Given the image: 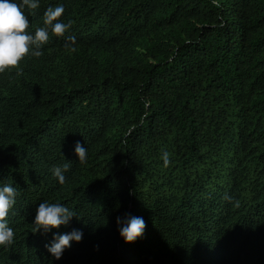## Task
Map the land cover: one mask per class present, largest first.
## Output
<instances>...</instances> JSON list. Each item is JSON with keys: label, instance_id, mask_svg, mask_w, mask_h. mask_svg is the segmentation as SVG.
Instances as JSON below:
<instances>
[{"label": "trees", "instance_id": "obj_1", "mask_svg": "<svg viewBox=\"0 0 264 264\" xmlns=\"http://www.w3.org/2000/svg\"><path fill=\"white\" fill-rule=\"evenodd\" d=\"M217 3L25 8L32 34L49 7L71 28L0 73V187L17 192L0 264H264V0ZM41 202L76 217L33 233ZM129 215L146 227L125 243ZM73 229L55 259L46 245Z\"/></svg>", "mask_w": 264, "mask_h": 264}, {"label": "clouds", "instance_id": "obj_2", "mask_svg": "<svg viewBox=\"0 0 264 264\" xmlns=\"http://www.w3.org/2000/svg\"><path fill=\"white\" fill-rule=\"evenodd\" d=\"M216 7H220L217 0H212ZM39 7V0H0V73L19 69L20 62L29 54L33 57H40L43 52L40 49L48 43L50 33L52 36L61 38L71 28V22H60L64 13L63 6L49 7L43 15V27L35 29L34 34L28 31L30 22L25 15V8L36 10ZM68 41L75 44V37L69 36ZM70 47V44L65 45ZM74 51L75 49L72 48ZM21 72L17 71V75ZM75 153L80 163H85L87 159V148L77 142ZM165 167L170 163L168 153L163 156ZM69 168V163L63 167H54L53 175L58 182L65 183V175ZM16 189L10 185L0 187V246H11L14 241V231L8 226V214L13 208L16 200ZM231 200V197H226ZM76 213L68 207L59 203L41 202L36 209L33 222V233L43 230L45 233L51 229H58L62 225L67 226ZM117 224H123L119 228L120 236L125 243H132L144 233L146 224L142 217L127 216L124 220L117 218ZM83 233L73 229L68 233L54 235L50 245H46L48 251L55 259L62 257L63 251L71 247V242H80Z\"/></svg>", "mask_w": 264, "mask_h": 264}]
</instances>
